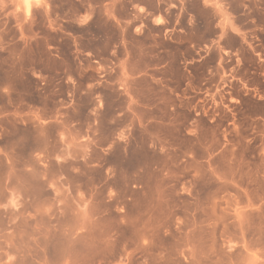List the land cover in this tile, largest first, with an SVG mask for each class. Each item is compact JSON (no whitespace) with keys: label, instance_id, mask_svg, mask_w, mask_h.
Wrapping results in <instances>:
<instances>
[{"label":"rangeland","instance_id":"1","mask_svg":"<svg viewBox=\"0 0 264 264\" xmlns=\"http://www.w3.org/2000/svg\"><path fill=\"white\" fill-rule=\"evenodd\" d=\"M0 264H264V0H0Z\"/></svg>","mask_w":264,"mask_h":264},{"label":"snow or ice","instance_id":"2","mask_svg":"<svg viewBox=\"0 0 264 264\" xmlns=\"http://www.w3.org/2000/svg\"><path fill=\"white\" fill-rule=\"evenodd\" d=\"M141 11H143V9H141ZM86 19V18H85ZM157 23H162V21L161 20H157Z\"/></svg>","mask_w":264,"mask_h":264}]
</instances>
